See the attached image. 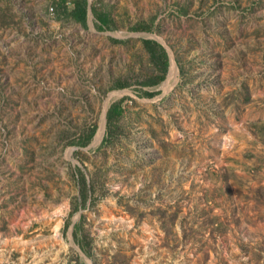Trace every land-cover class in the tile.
<instances>
[{
	"label": "rangeland",
	"instance_id": "rangeland-1",
	"mask_svg": "<svg viewBox=\"0 0 264 264\" xmlns=\"http://www.w3.org/2000/svg\"><path fill=\"white\" fill-rule=\"evenodd\" d=\"M0 264H264V0H0Z\"/></svg>",
	"mask_w": 264,
	"mask_h": 264
},
{
	"label": "trees",
	"instance_id": "trees-1",
	"mask_svg": "<svg viewBox=\"0 0 264 264\" xmlns=\"http://www.w3.org/2000/svg\"><path fill=\"white\" fill-rule=\"evenodd\" d=\"M93 13L96 19L100 23V29H112L105 15L98 13L95 9H93ZM74 15H76V17H78L79 20L85 21L86 15H87L86 6L80 5L78 8H76ZM136 30L150 31L151 28L148 25H141L140 27L136 28ZM142 44H143V48L145 52H147V54L149 55V60L152 65V72L150 76L144 82H142L141 85L156 86L165 80L167 72H168L169 56H168L167 50L162 45H160L158 42L154 40H150V39H144L142 41ZM127 86H128L127 83H121L117 85L116 88H125ZM143 93L144 95L149 96V97L155 94L153 92H148V91H145ZM122 101L114 103L107 112V115H106L107 139L113 136L114 126L124 112V109L122 107ZM93 133H94V130H91V133L89 134L87 140L81 143H77V144L80 146H86L89 143L90 138ZM81 175H82L81 177L82 191L81 192L83 196H86L87 194L86 184L87 183H86V179L83 176V174Z\"/></svg>",
	"mask_w": 264,
	"mask_h": 264
},
{
	"label": "built area",
	"instance_id": "built-area-1",
	"mask_svg": "<svg viewBox=\"0 0 264 264\" xmlns=\"http://www.w3.org/2000/svg\"><path fill=\"white\" fill-rule=\"evenodd\" d=\"M56 1H62V0H56ZM49 10H50V12H53L54 11V8L51 7Z\"/></svg>",
	"mask_w": 264,
	"mask_h": 264
}]
</instances>
